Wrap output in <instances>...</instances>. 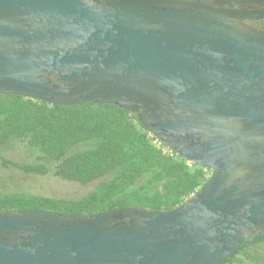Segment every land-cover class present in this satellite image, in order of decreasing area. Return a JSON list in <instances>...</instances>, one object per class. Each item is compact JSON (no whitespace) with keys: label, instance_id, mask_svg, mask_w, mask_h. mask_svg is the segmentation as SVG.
Wrapping results in <instances>:
<instances>
[{"label":"water","instance_id":"1","mask_svg":"<svg viewBox=\"0 0 264 264\" xmlns=\"http://www.w3.org/2000/svg\"><path fill=\"white\" fill-rule=\"evenodd\" d=\"M264 0H0V94L136 114L211 168L180 206L0 211V264H217L264 236Z\"/></svg>","mask_w":264,"mask_h":264},{"label":"trees","instance_id":"2","mask_svg":"<svg viewBox=\"0 0 264 264\" xmlns=\"http://www.w3.org/2000/svg\"><path fill=\"white\" fill-rule=\"evenodd\" d=\"M10 141L37 153L58 179L91 188L78 198L20 190L0 193V211L91 216L123 206L171 210L196 193L212 173L167 149L136 114L109 104L61 106L0 94V146ZM8 164L24 175L47 172L41 166ZM19 177L11 175L2 182L15 188ZM259 243H264V236L217 264H234L238 255L250 264H264L262 258L244 252Z\"/></svg>","mask_w":264,"mask_h":264},{"label":"rangeland","instance_id":"3","mask_svg":"<svg viewBox=\"0 0 264 264\" xmlns=\"http://www.w3.org/2000/svg\"><path fill=\"white\" fill-rule=\"evenodd\" d=\"M3 161L17 165L41 166L47 172L43 175H24L22 174L23 172L13 168L7 162L3 164ZM11 175L21 176L18 178L15 188L12 187L14 184L5 185L2 182L4 179L10 178ZM90 188L58 179L53 173L52 166L46 165L45 162L39 160L37 153L31 152L19 142L10 141L0 146V193L20 190L25 193H38L53 197L78 198L84 195ZM244 252L264 260V243L254 244ZM236 260L234 264H250L241 255H238Z\"/></svg>","mask_w":264,"mask_h":264},{"label":"flooded vegetation","instance_id":"4","mask_svg":"<svg viewBox=\"0 0 264 264\" xmlns=\"http://www.w3.org/2000/svg\"><path fill=\"white\" fill-rule=\"evenodd\" d=\"M246 23L255 29L264 31V20H250Z\"/></svg>","mask_w":264,"mask_h":264},{"label":"built area","instance_id":"5","mask_svg":"<svg viewBox=\"0 0 264 264\" xmlns=\"http://www.w3.org/2000/svg\"><path fill=\"white\" fill-rule=\"evenodd\" d=\"M158 140V139H157ZM161 142V141H160ZM167 149H169L168 147H166Z\"/></svg>","mask_w":264,"mask_h":264}]
</instances>
